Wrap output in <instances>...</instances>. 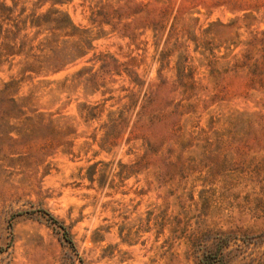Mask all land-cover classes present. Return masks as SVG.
<instances>
[{"label":"rangeland","instance_id":"obj_1","mask_svg":"<svg viewBox=\"0 0 264 264\" xmlns=\"http://www.w3.org/2000/svg\"><path fill=\"white\" fill-rule=\"evenodd\" d=\"M210 262L264 264V0H0V264Z\"/></svg>","mask_w":264,"mask_h":264},{"label":"trees","instance_id":"obj_2","mask_svg":"<svg viewBox=\"0 0 264 264\" xmlns=\"http://www.w3.org/2000/svg\"><path fill=\"white\" fill-rule=\"evenodd\" d=\"M51 218H52V220H54L55 222H57L53 217H51ZM203 264H215V263L210 262V263H203Z\"/></svg>","mask_w":264,"mask_h":264}]
</instances>
